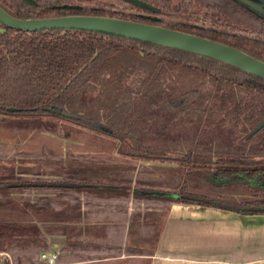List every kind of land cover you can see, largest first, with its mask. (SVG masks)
<instances>
[{"label":"trees","instance_id":"16d2710c","mask_svg":"<svg viewBox=\"0 0 264 264\" xmlns=\"http://www.w3.org/2000/svg\"><path fill=\"white\" fill-rule=\"evenodd\" d=\"M34 1L35 5L0 0V7L21 19L87 15L158 25L208 38L264 61V21L249 31L229 20L219 6L198 0H142L155 10L123 0ZM53 4L64 7H51ZM139 12L160 19L146 21ZM158 115H162L160 122ZM44 116L59 117L108 137L122 157L175 163L213 190L237 187L243 193L238 197L214 194L201 188L188 189L183 182L178 190L167 192L136 185L128 188V195L121 194V199L144 205L179 202L264 215V126L248 136L264 118V79L207 56L121 36L83 30L21 31L0 24V117ZM44 182H14L23 185L10 188H64L35 185ZM97 183L68 190L89 188L91 195L104 193L97 186H107ZM19 206L39 215L60 205L37 198ZM26 214L0 216V255L24 254L31 264H47L40 258V251L48 249L42 235L59 234L62 229L57 219H50L43 223L41 232L24 218ZM121 227L104 226L111 249L122 243ZM126 252L152 253L144 246L127 248ZM56 261H60L58 256ZM0 264L9 263L6 259Z\"/></svg>","mask_w":264,"mask_h":264},{"label":"rangeland","instance_id":"374dc122","mask_svg":"<svg viewBox=\"0 0 264 264\" xmlns=\"http://www.w3.org/2000/svg\"><path fill=\"white\" fill-rule=\"evenodd\" d=\"M198 1L202 4L208 3V0ZM220 5L223 6V4ZM231 7L225 6L222 9L224 15L232 22H237L249 31L258 29L261 26L259 20L254 19L237 7ZM199 103H202V101ZM161 119L162 115H158L157 121L160 122ZM54 155H58L59 158H54ZM80 156L83 160L78 159ZM139 162L118 155L115 152L114 141L108 137L78 128L59 117L44 116L36 119L0 117V184L35 180L62 183L93 181L96 183L104 182L110 185L112 183L122 184V187L116 190L117 193L128 195V188L132 189L136 185L148 190L176 191L183 182H186L188 189L191 187H195V189L201 188L213 191L215 192L214 194L218 192L225 194L233 193L236 194V197L243 194L242 190L240 191L237 187L235 189L222 188L213 190L205 182L198 180L186 167L176 165L175 163L145 162L144 166L141 164L139 166ZM118 167L125 171L130 170L134 172L136 178H133V175L130 174L128 177L123 174L118 176L112 175L111 172L113 170L110 169ZM107 190L110 189H98V191H103L104 193H107ZM85 191H90V189L86 188ZM34 193L36 197L30 198L33 194L30 190L0 188V216L17 217L21 216L20 213L22 215L27 213L24 218L30 220L31 213H28L23 210V207L19 206L22 201H27L29 198L30 200L40 198L60 202L61 204L59 198L62 194L68 195L74 193V191L63 188L61 190H34ZM244 194L246 195V193ZM83 202L85 203L87 200ZM83 202L80 204L75 198L72 204H69L68 201L65 202V207L70 208V206L74 205L79 209V207H82ZM135 204L138 206H133H137L139 210L132 211L131 223H134L135 219L140 218V221H136V224H141L135 227L133 224L129 226L131 233L129 240L132 238L135 241L134 243L132 241L128 243H136L138 246H144L147 251H151L158 229L166 215L167 204L141 206L140 204L143 203ZM109 208V205L102 207L103 210ZM41 216L34 215V218L38 219ZM45 216L48 215L46 214ZM87 232L91 235L89 236L91 243L88 246L81 243L74 244L75 241L70 242L72 247L75 246L79 249H87L88 247L93 250L86 255L80 253L81 257H78V259H82L83 256L89 257V255L95 257L93 259L114 256L119 259L111 260L109 261L110 263L101 262L100 264H150L148 258L140 261L123 258V256L127 255V252L120 248L121 244L111 249L108 240L105 241L106 234L103 226L87 229ZM42 238L45 240L43 236ZM45 251H40V253ZM6 259L9 264L33 263V261H28L29 257L24 254L11 256L4 253L0 255V262ZM70 259H73V257Z\"/></svg>","mask_w":264,"mask_h":264},{"label":"crops","instance_id":"0c3cea01","mask_svg":"<svg viewBox=\"0 0 264 264\" xmlns=\"http://www.w3.org/2000/svg\"><path fill=\"white\" fill-rule=\"evenodd\" d=\"M80 157H78L79 160ZM138 164L144 166L145 162ZM118 168L110 169L113 170L112 175L123 174L128 177L130 174L136 178L134 172ZM85 183L87 182L77 184L84 185ZM97 184H104L110 190H119L122 187V184L115 183L111 185L104 182ZM97 188L101 189L102 187L97 186ZM30 191L33 193L30 198L36 197L34 190ZM120 196V193L105 194L100 192L91 195L87 191L62 194L59 198L61 204L56 202L60 205L56 210L42 212L38 215H42L41 218L38 219L31 214L30 218L34 221L47 218L57 219L58 222H63L65 225H80L81 233H78L79 235L76 233V236L70 234L69 231L51 235L44 233L42 236L48 243V249L45 252L57 254L60 261H56V264H100L119 259L114 256L93 259L95 257L89 255V257L83 256L79 260L80 253L86 255L93 250L88 247L87 249L72 247L70 243L75 241L74 244L81 243L88 246L91 243V238L87 229H93L96 226L104 227L109 224L122 226L121 249L126 251L127 248H139L136 243L129 244L130 241L133 243L135 241L132 238L129 240L131 236L129 226L133 224L135 227L141 224H136L140 218L131 223V213L139 210L138 205L131 199L124 200ZM75 198L80 204L84 200L87 202H83L79 209L74 205L70 208L65 207V202L68 201L69 204H72ZM105 205H109L110 208L103 210L102 207ZM99 213L104 214L103 218L98 217ZM107 213H112L115 217L106 218ZM46 214L48 216H45ZM151 251L152 253L148 255L126 253L127 255L123 258L138 261L148 258L150 264H259V262H264V215H244L214 207L173 202L167 205L166 215L158 229ZM71 257L73 259L69 260Z\"/></svg>","mask_w":264,"mask_h":264},{"label":"water","instance_id":"95a60500","mask_svg":"<svg viewBox=\"0 0 264 264\" xmlns=\"http://www.w3.org/2000/svg\"><path fill=\"white\" fill-rule=\"evenodd\" d=\"M27 4L35 5L34 0H24ZM140 6H147L140 0H124ZM241 6L264 19V0H235ZM0 24L7 28L21 31L39 30H76L99 32L147 42L168 48H175L184 52H190L231 65L243 72L264 79V61L240 51L228 45L199 37L189 33L151 25L132 20L119 19L107 16L66 15L45 18H15L0 7ZM59 113V110H52ZM67 115V114H65ZM264 126V118L250 131L248 136L254 134ZM48 187H79L82 184L48 182L37 183ZM22 183L0 184V188L21 186Z\"/></svg>","mask_w":264,"mask_h":264},{"label":"flooded vegetation","instance_id":"af4514ba","mask_svg":"<svg viewBox=\"0 0 264 264\" xmlns=\"http://www.w3.org/2000/svg\"><path fill=\"white\" fill-rule=\"evenodd\" d=\"M61 1H63V0H61ZM124 1V0H123ZM140 1H142V0H140ZM125 2H128V1H125ZM143 3H145L147 6H149V7H146V6H142L143 8L145 7V8H147V9H150V10H155V7H153L152 5H150V4H148V3H146V2H144V1H142ZM130 3V2H129ZM208 3L209 4H213V5H216V6H219L221 9L223 8L224 9V7L225 6H232V7H237V8H239V9H241V10H243L244 12H246L249 16H252L254 19H256V20H259L260 22H261V24H262V21H264V19H260L259 17H257L255 14H253L252 12H250L249 10H247L246 8H244L243 6H241L239 3H237L235 0H208ZM133 4V3H132ZM220 4H223V6L222 5H220ZM135 5H137V4H135ZM57 7V8H63L64 7V5H59V4H53V5H51V7ZM138 6H140V5H138ZM55 7V8H56ZM231 7V8H232ZM139 14H141V16L146 20V21H149L148 19H151V20H154V21H158L160 18H158V16L157 15H151L150 13H146V12H144V13H140L139 12ZM160 16V15H159ZM263 25V24H262ZM133 188V187H132ZM167 192V191H166ZM26 220H28V219H26ZM28 221H31V223L32 224H35L36 225V227L38 228V230L39 231H41V232H43V223H48V222H50V219H45V220H43V219H40V220H37V221H34V220H28ZM71 221H73V220H71ZM76 222V221H75ZM59 225H60V227H61V229H62V231H69V233H72L73 235H75L76 233L78 234V233H81V229L79 228L80 227V225H78V224H72V225H65V223H63V222H59ZM79 235V234H78ZM90 235V234H89ZM91 236V235H90Z\"/></svg>","mask_w":264,"mask_h":264},{"label":"built area","instance_id":"2783aa9c","mask_svg":"<svg viewBox=\"0 0 264 264\" xmlns=\"http://www.w3.org/2000/svg\"><path fill=\"white\" fill-rule=\"evenodd\" d=\"M40 258L45 260L47 264H56V258L57 254L56 253H50L47 254L46 252L40 253ZM259 264H264V262H259Z\"/></svg>","mask_w":264,"mask_h":264}]
</instances>
